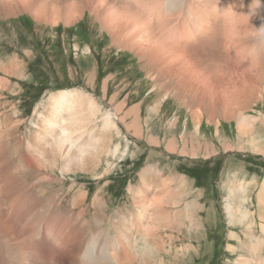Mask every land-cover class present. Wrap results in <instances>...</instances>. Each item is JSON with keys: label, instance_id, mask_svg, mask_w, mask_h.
<instances>
[{"label": "rangeland", "instance_id": "obj_1", "mask_svg": "<svg viewBox=\"0 0 264 264\" xmlns=\"http://www.w3.org/2000/svg\"><path fill=\"white\" fill-rule=\"evenodd\" d=\"M25 1L13 0L21 12L0 19V172L21 157L32 163L26 143L33 144L41 116L49 118L50 102L65 92L93 98L97 130L103 115L113 114L120 134H113L112 146L120 152L85 174L28 165L27 185L16 189L15 199L5 193L0 209L16 226L28 227L29 216L40 213L41 222L28 228L36 239L17 230L14 243L0 235L3 247L23 244L35 264H72L65 257L72 228L81 224L79 231L89 235L94 227L103 239L123 240L130 224L122 218L144 222L129 189H141L143 203L153 204L164 180L168 190L160 193L181 202L166 209L189 208L193 219L174 229L184 230L186 240L178 239L175 250L180 253L184 242L197 247L180 264H236L247 226L230 222L226 203H238L231 189L253 179L254 203L245 204L255 221L252 244L263 236L255 193L264 183V0H76L78 7L65 0L57 20L50 14L42 21L40 10L24 9ZM239 115L247 117L243 127ZM154 167L161 174L151 186L141 174ZM38 199L49 209H39ZM165 264L174 260L165 256Z\"/></svg>", "mask_w": 264, "mask_h": 264}, {"label": "bare ground", "instance_id": "obj_2", "mask_svg": "<svg viewBox=\"0 0 264 264\" xmlns=\"http://www.w3.org/2000/svg\"><path fill=\"white\" fill-rule=\"evenodd\" d=\"M69 1H71L77 7L80 5L79 1ZM63 3H65V0H27L25 1V4L22 5H24V9H26V11H30L33 13L40 10L42 12V15L39 16L41 19H38L42 21L46 20L47 15L50 14H54L57 20V16H60L61 14V5ZM19 6L20 5L13 2V0L12 2L9 0H0V19L7 17L9 14H17L18 12H21ZM144 10L146 9L143 6L142 11ZM68 19L70 21V18ZM73 21L74 20H72L71 22ZM139 45L140 44L136 43V46ZM50 103L52 106V113L49 118L41 116V125H39L38 128L36 127V124L34 125V123L31 122L37 130H34L32 132L31 142L33 141V144L27 142L26 144L28 145V147H26L25 149L28 152L34 153L32 163L26 164L25 159L21 157L19 158V161L16 160L14 168L9 166L10 169H8V171H6L5 169V173L0 172V208H2L3 205L7 204V201L5 202L1 199V197H3L5 193L8 196L11 195L12 197H14L10 198V196V200L15 199V197H17L15 195L16 189L20 188L21 186L25 187L24 185L26 184L25 179L27 178V175L24 174H26V172L28 171L27 170L25 172V169L28 165L35 166L41 164L44 168L42 170H51V172L59 170V172L64 176L70 173L85 174L84 172H94L100 169V166L103 163V158H108L111 155L113 157H116L120 152L119 146H112L113 134L115 132L118 135L120 134L117 130L118 128L116 126V123L113 120L114 116L111 113H105L101 120L103 123L102 128L97 130L95 122L97 121V116L100 110L93 98L87 96L83 91L65 92L61 94L59 101ZM237 118L238 121H240L241 127H243L245 119H247V117L244 115H239ZM200 120L201 116H196L194 127L197 129H199ZM194 134L197 135L196 133ZM244 135H247V133H245ZM257 152L261 154V151ZM20 155L21 154H19L18 152L17 156L19 157ZM58 162H61V169H59ZM160 174L161 173L159 172V170L154 167L142 172L141 178L144 183L153 186L154 178L159 179ZM171 178H169L168 181H171ZM21 179L24 181L20 182ZM257 184L258 181L253 179L251 183L244 184L240 187H238V185L234 186L230 192L231 196H233L234 198L240 196L241 199H239L238 203H226V210L228 212L230 222L237 225L242 224L244 226H247V234L245 239L242 240V238H240V240H242L240 242L242 254L239 255L236 259V264H264V257L258 256L259 252L264 248V183L262 188L261 186H259L257 192L255 193V201L257 206V211H255V214H257L258 219L260 216L261 235H263L261 237L262 240H258L257 242H255V244H252V240L254 239L252 227L255 221L252 216V212L245 207V204L251 202L254 203L253 199L255 198L253 196V191L256 189ZM167 186H169L168 182H164V180L159 181L157 186L158 192H155V196L157 194L158 195L157 197H155L156 199L153 204H147L146 201V204L143 203L144 196L143 192H141V189L138 190L135 187L129 189L130 193L133 195L132 197L136 208L142 209L143 214L141 216V220L142 222H144L142 223V225L138 226L133 225V220H129V218L123 220L122 218V222L124 224H130L129 233L126 234L123 240L117 239L115 236L109 237L107 235V239L109 241L107 242V239H105V237L103 239L101 237V233L98 232L96 228L94 229V227L89 235L88 231L85 228L83 232L79 231V229L81 228V224H79V226L75 228H72L69 232L68 237H66L68 239V243L65 257L67 258V256L69 255L71 257L72 264H165V256H167L174 260V264H180L181 256L186 257L189 253H196L197 247L192 244V242L189 243L188 241V243H183L184 245L182 246V250H180V253L174 248V244L178 239L182 241L185 240L181 238V236H184V230L178 231L179 234L177 232L176 234L178 235H176L174 229H182V227L186 225L184 224L185 219H187L189 222H192L193 219L190 216L191 214L189 215L188 213L189 208L185 209V207L184 209H176L175 213L166 209V206L169 204H176L179 207L181 206V202L178 201L179 197L175 194H170V196H168L160 193L164 188L165 190H168ZM159 188L161 191H159ZM251 196L252 200L250 199ZM33 197L34 196H32V201L34 200ZM34 203L36 202L33 201L30 208H33L32 206ZM38 203L39 204L37 206L40 207L39 209H49L48 207H41V202L39 201V199ZM27 206L28 205H26V207ZM10 207H12V205ZM35 211L37 212V210ZM38 214L33 213L29 216L28 221L31 220V224H28L26 222L28 224V227L25 223H19L16 226L11 219H9L8 221L6 217L7 214L5 215L4 209H0V235L2 237L4 236L11 242V239L13 237H17L18 231L21 235L24 234V232L25 234L30 233L29 238L32 242L36 239L35 233H32L33 231L28 228H31L36 223L41 222V215ZM195 222L196 221L194 219V223ZM81 223L87 224L88 222ZM192 230L193 229L190 228L186 229V231ZM12 232L13 235H11ZM85 233L87 237L84 236ZM231 237L237 236L232 235ZM165 239L167 240L168 244L165 242ZM255 239L254 241H256ZM8 240L7 242H9ZM2 243L0 239V264H35L37 262V258L34 257V254L32 253L33 251L31 252L29 251V249L25 250V246L23 244L16 243L15 246L14 244L12 246L10 244L14 242H11L10 244L6 243L8 245L4 248ZM125 243H128L127 247H125ZM243 246H246V250H244ZM167 247H169V249H167ZM234 247L235 246L229 245L228 250L232 253H235L237 250ZM18 252L21 254V258L18 257V260L13 263L12 258L13 256L17 255ZM46 260L47 264H50V262H48V259Z\"/></svg>", "mask_w": 264, "mask_h": 264}]
</instances>
